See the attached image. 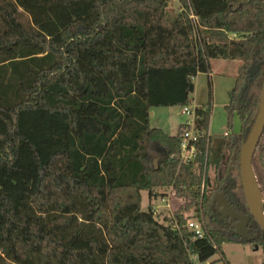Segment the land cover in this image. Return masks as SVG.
I'll use <instances>...</instances> for the list:
<instances>
[{"label": "trees", "instance_id": "trees-1", "mask_svg": "<svg viewBox=\"0 0 264 264\" xmlns=\"http://www.w3.org/2000/svg\"><path fill=\"white\" fill-rule=\"evenodd\" d=\"M221 59L239 62L227 130L208 133V82L195 160L181 164L184 123L167 134L149 112L192 104L194 78ZM263 79L264 0H0V264H230L227 243L257 246L264 264L256 221L242 239L211 206L223 192L249 213L239 155ZM259 138L251 166L264 211V126ZM169 188L181 199L172 217L151 203Z\"/></svg>", "mask_w": 264, "mask_h": 264}, {"label": "rangeland", "instance_id": "rangeland-1", "mask_svg": "<svg viewBox=\"0 0 264 264\" xmlns=\"http://www.w3.org/2000/svg\"><path fill=\"white\" fill-rule=\"evenodd\" d=\"M176 4L172 3L169 9L176 12ZM211 71L209 76L206 73H199L194 78L193 83L195 85V91L192 98V105L204 106L206 104L208 87L211 84V95H212V109L209 118V134L213 136L222 135L227 130V112L225 106L229 103V91L234 87V80L239 62L236 60H212ZM151 113V114H150ZM150 126L162 128L167 134H174L175 127L179 125L184 116L181 115L180 109L172 106L167 107H154L149 112ZM232 131L237 132L239 128V120L233 117ZM159 158V157H155ZM212 175V170L209 171ZM170 189V188H169ZM169 201H162L161 198L152 199V207L158 211L161 216L169 214L175 209L180 203L181 199L172 195V190L169 191ZM167 195V196H168ZM141 209L146 210L149 205V198L145 191H141ZM166 200V199H165ZM263 202V201H262ZM261 202V203H262ZM171 209V210H170ZM168 210L170 212L168 213ZM194 216L193 218L198 221L195 217L196 213L188 211L186 217ZM191 218V217H190ZM225 256L227 257L230 264H262V251L261 249H254L248 245H240L235 243H227L223 246ZM217 255L210 257L206 262L202 264H222L216 262Z\"/></svg>", "mask_w": 264, "mask_h": 264}, {"label": "water", "instance_id": "water-1", "mask_svg": "<svg viewBox=\"0 0 264 264\" xmlns=\"http://www.w3.org/2000/svg\"><path fill=\"white\" fill-rule=\"evenodd\" d=\"M258 69L259 65L251 64V66L247 69V81H249L258 72ZM262 83L263 85L259 97L260 102L255 119L256 121L246 137L247 139L243 143L239 155V175L241 176L242 193H244L246 208L249 213L242 214L235 211L229 204L226 195L223 192L214 193L211 199V206L214 208L215 212L219 213L222 219H227L229 221L232 233L242 239L245 238L249 240L254 238L250 234V229L248 228L251 218H253L259 228L264 231L263 203L258 205V203L254 200L256 197L255 191L259 193V190L251 166L253 154L256 150L257 144L259 143V137L264 126V79ZM246 86L247 83L243 85L240 93L244 91ZM238 102L240 103V99H238ZM157 162L158 159L154 158L152 162L154 168L157 167ZM259 194L262 197V194ZM254 249L259 248L255 246Z\"/></svg>", "mask_w": 264, "mask_h": 264}, {"label": "built area", "instance_id": "built-area-1", "mask_svg": "<svg viewBox=\"0 0 264 264\" xmlns=\"http://www.w3.org/2000/svg\"><path fill=\"white\" fill-rule=\"evenodd\" d=\"M173 1L176 2L177 0H173ZM197 107L198 106L196 105L190 104V105H185V107L180 109V113L182 116H184V119H185L184 120L185 121L184 130L180 136V149H179V155H178V158L180 159L181 164H187L195 160L196 143L198 142V136L201 134L195 128ZM170 190L171 188L167 191L166 195L169 194ZM161 200L167 202L166 206H169L168 205L169 195L161 198ZM170 210H168V213L170 212ZM153 211L155 213H159L158 211L154 209ZM168 215L169 217H172L173 216L172 211ZM185 217H186V214H185ZM186 226L188 229L193 231L194 237L200 238L203 236L201 224L197 220L188 217V219L186 220ZM197 264H200V263H197Z\"/></svg>", "mask_w": 264, "mask_h": 264}, {"label": "crops", "instance_id": "crops-1", "mask_svg": "<svg viewBox=\"0 0 264 264\" xmlns=\"http://www.w3.org/2000/svg\"><path fill=\"white\" fill-rule=\"evenodd\" d=\"M210 66H211V62H210ZM212 67V66H211ZM185 119L183 118L182 119V121L179 123V125L180 124H182V123H184L185 121H184ZM178 125V126H179ZM178 126L177 127H175V130L174 131H177V128H178ZM176 132H174V134H175ZM208 133H209V131H208ZM147 153H148V155H151V154H155V155H159L160 153H161V149L160 148H158V146H155V144H151V145H148L147 146ZM156 156H153L152 157V162H153V160H154V158H155Z\"/></svg>", "mask_w": 264, "mask_h": 264}, {"label": "bare ground", "instance_id": "bare-ground-1", "mask_svg": "<svg viewBox=\"0 0 264 264\" xmlns=\"http://www.w3.org/2000/svg\"><path fill=\"white\" fill-rule=\"evenodd\" d=\"M255 193H256V197L254 200L258 203V205H260L262 202V197L260 196V194L257 191H255Z\"/></svg>", "mask_w": 264, "mask_h": 264}, {"label": "flooded vegetation", "instance_id": "flooded-vegetation-1", "mask_svg": "<svg viewBox=\"0 0 264 264\" xmlns=\"http://www.w3.org/2000/svg\"><path fill=\"white\" fill-rule=\"evenodd\" d=\"M228 223H229V221H228ZM229 226H230V223H229Z\"/></svg>", "mask_w": 264, "mask_h": 264}]
</instances>
